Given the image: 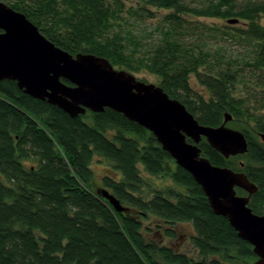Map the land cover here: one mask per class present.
Wrapping results in <instances>:
<instances>
[{"label": "trees", "instance_id": "obj_1", "mask_svg": "<svg viewBox=\"0 0 264 264\" xmlns=\"http://www.w3.org/2000/svg\"><path fill=\"white\" fill-rule=\"evenodd\" d=\"M4 1L71 54L102 56L132 73L145 68L201 124L219 126L230 113L227 125L244 132L248 152L225 158L205 139L199 146L213 164L247 174L258 186L248 205L264 215V0ZM127 2L137 6L134 13L165 12L157 43L142 56L137 37L119 26ZM188 16L239 18L240 28L200 23L198 30L213 36L237 30L250 51L235 56L206 47L203 36L187 40ZM97 156L111 172L102 188L93 169ZM152 177L171 184L154 185ZM99 188L125 210L117 211ZM145 221L165 227L169 237L177 236L175 225L190 224L201 259L160 245ZM257 258L151 131L108 107L73 117L16 81L0 80V264H251Z\"/></svg>", "mask_w": 264, "mask_h": 264}, {"label": "water", "instance_id": "obj_2", "mask_svg": "<svg viewBox=\"0 0 264 264\" xmlns=\"http://www.w3.org/2000/svg\"><path fill=\"white\" fill-rule=\"evenodd\" d=\"M227 21L241 23L237 17ZM3 79L16 81L25 93L73 117L108 107L151 131L162 148L202 187L214 213L228 218L238 236L253 246L258 258L251 264H264V215L254 213L248 205L258 186L243 171L213 164L199 146L205 138L225 158L248 152L244 132L227 125L232 120L230 113H225L219 126L201 124L185 104L172 98L162 86L116 68L105 57L69 53L48 39L23 12L0 1V80ZM261 137L264 140V134ZM236 188L247 195H239ZM97 193L117 211L125 210L107 189H98Z\"/></svg>", "mask_w": 264, "mask_h": 264}, {"label": "rangeland", "instance_id": "obj_3", "mask_svg": "<svg viewBox=\"0 0 264 264\" xmlns=\"http://www.w3.org/2000/svg\"><path fill=\"white\" fill-rule=\"evenodd\" d=\"M244 1L245 0H239L238 5H240ZM188 2L191 5L195 6L202 4L204 0H188ZM131 8H133V10L130 11ZM136 8L137 6L134 3H126V9L123 11V18L119 20V26L124 31V33H131L137 37V40L139 41L137 45L138 49L140 50L139 55L142 56L145 52L152 48L153 44L157 43L158 36L161 33L160 26L162 25V18L165 12L156 8H151L154 11V17H150L141 10H138V13H134V10H136ZM186 18L188 21H190V31L185 34L187 40H193V42H196L198 38H201L203 36L202 43L206 45V47H223L227 52L235 56L250 51V45L246 42V40L235 35V31L237 30L226 29L229 32L228 34H217L215 36H213L211 33H207L205 35V33L198 30L200 23H203L204 25H214L221 29H225V26H236L237 28H240L244 26L242 23L229 24L227 19L225 18H195L189 16ZM133 74L137 78L143 79L146 82L155 84L158 83L157 76L150 73L145 68L141 69L140 71L133 72ZM193 86H195V84ZM108 164L109 163L107 162V160L103 159L100 156H97L93 163L95 179L97 181V184H99V186L101 185V188L103 187L102 178L104 177V175L111 174ZM144 175L148 178V174L145 173ZM151 181H153L154 185L157 186H161L163 182L166 184H171L170 180H160L153 177ZM157 224V222L145 221L144 228H150V236L153 237V239H155L160 245L171 246L174 250L185 253L187 256L193 259H201L199 250L194 246L192 242L191 237L194 234V229L190 224L175 225V229L180 228V235L184 233L185 235L181 237L178 236V238H174L172 240L168 238L163 239V231L159 230L161 232L160 233L157 230L161 229L162 227H159ZM186 229L189 233L186 232Z\"/></svg>", "mask_w": 264, "mask_h": 264}, {"label": "flooded vegetation", "instance_id": "obj_4", "mask_svg": "<svg viewBox=\"0 0 264 264\" xmlns=\"http://www.w3.org/2000/svg\"><path fill=\"white\" fill-rule=\"evenodd\" d=\"M157 230H158V231H159V230H162V231H163V233H162V237H163V239H164V238H168V239H171V240H172V239H174V238H178V236L181 237V236L185 235V233L180 235V232H179V231H180V228L175 229L176 234H177L176 237H169L168 235H166V234H165V230H167V229H166L165 227H163V228H161V229H157ZM159 232H160V231H159ZM186 232H188L187 229H186ZM148 233H150V231H148ZM160 233H161V232H160ZM188 233H189V232H188ZM191 238H192V237H191ZM171 240H170V241H171ZM176 245H177V244H176Z\"/></svg>", "mask_w": 264, "mask_h": 264}]
</instances>
